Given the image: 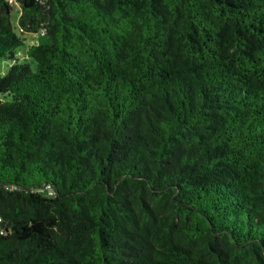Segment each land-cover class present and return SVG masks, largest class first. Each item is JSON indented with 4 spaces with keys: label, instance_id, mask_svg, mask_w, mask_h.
Listing matches in <instances>:
<instances>
[{
    "label": "trees",
    "instance_id": "1",
    "mask_svg": "<svg viewBox=\"0 0 264 264\" xmlns=\"http://www.w3.org/2000/svg\"><path fill=\"white\" fill-rule=\"evenodd\" d=\"M14 1L0 264H264V0Z\"/></svg>",
    "mask_w": 264,
    "mask_h": 264
},
{
    "label": "rangeland",
    "instance_id": "2",
    "mask_svg": "<svg viewBox=\"0 0 264 264\" xmlns=\"http://www.w3.org/2000/svg\"><path fill=\"white\" fill-rule=\"evenodd\" d=\"M10 1L12 2V10H11L10 19H11V23L14 26H16L17 18L20 12V7H19V4L15 2L14 0H10ZM49 42H50V38L46 35L40 34L39 32L25 35V40H24V43L26 46L29 44H33V43L43 44V43H49ZM23 48L24 47H20L17 49L16 58L18 61L23 60V56H24ZM13 62L14 61L10 58L0 57V75L4 74L8 66L12 64Z\"/></svg>",
    "mask_w": 264,
    "mask_h": 264
},
{
    "label": "built area",
    "instance_id": "3",
    "mask_svg": "<svg viewBox=\"0 0 264 264\" xmlns=\"http://www.w3.org/2000/svg\"><path fill=\"white\" fill-rule=\"evenodd\" d=\"M8 188V187H7ZM9 190L11 188H8ZM43 191H45L47 193V195L51 196L53 194L51 188L49 185H46L44 188H43ZM7 232V229L6 227L4 226V219L2 217V215L0 214V234L3 235Z\"/></svg>",
    "mask_w": 264,
    "mask_h": 264
}]
</instances>
